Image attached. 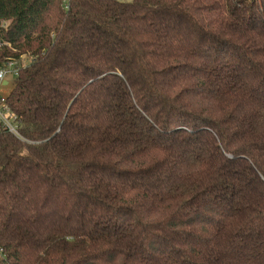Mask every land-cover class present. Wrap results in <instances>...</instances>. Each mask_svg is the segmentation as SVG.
<instances>
[{
	"label": "trees",
	"instance_id": "16d2710c",
	"mask_svg": "<svg viewBox=\"0 0 264 264\" xmlns=\"http://www.w3.org/2000/svg\"><path fill=\"white\" fill-rule=\"evenodd\" d=\"M0 264H264V0H0Z\"/></svg>",
	"mask_w": 264,
	"mask_h": 264
},
{
	"label": "built area",
	"instance_id": "2783aa9c",
	"mask_svg": "<svg viewBox=\"0 0 264 264\" xmlns=\"http://www.w3.org/2000/svg\"><path fill=\"white\" fill-rule=\"evenodd\" d=\"M9 75L15 76V68H12L11 65L0 69V124L5 131L21 138L19 132V118L12 111L8 103L7 95L1 93L2 87L8 84L7 77ZM5 82H7V84H5Z\"/></svg>",
	"mask_w": 264,
	"mask_h": 264
},
{
	"label": "rangeland",
	"instance_id": "374dc122",
	"mask_svg": "<svg viewBox=\"0 0 264 264\" xmlns=\"http://www.w3.org/2000/svg\"><path fill=\"white\" fill-rule=\"evenodd\" d=\"M122 1L130 2L131 0H122ZM11 67H12V68H15V76H17V75H18V68H17L15 65H13V64H11ZM15 76H11V75H9V76L7 77V82H8V84L5 85V86H3V87H2V90H1V93H2L3 95H7V94H9V92H10L11 89L13 88V84H14V78H15Z\"/></svg>",
	"mask_w": 264,
	"mask_h": 264
},
{
	"label": "water",
	"instance_id": "95a60500",
	"mask_svg": "<svg viewBox=\"0 0 264 264\" xmlns=\"http://www.w3.org/2000/svg\"><path fill=\"white\" fill-rule=\"evenodd\" d=\"M5 84H7V82H5Z\"/></svg>",
	"mask_w": 264,
	"mask_h": 264
}]
</instances>
